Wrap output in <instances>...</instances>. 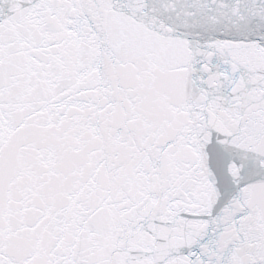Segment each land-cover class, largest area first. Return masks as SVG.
Segmentation results:
<instances>
[{"label":"snow or ice","instance_id":"1","mask_svg":"<svg viewBox=\"0 0 264 264\" xmlns=\"http://www.w3.org/2000/svg\"><path fill=\"white\" fill-rule=\"evenodd\" d=\"M0 264H264V0H0Z\"/></svg>","mask_w":264,"mask_h":264}]
</instances>
